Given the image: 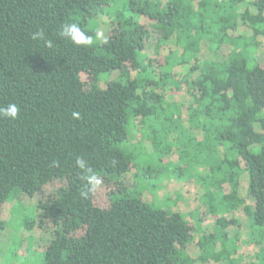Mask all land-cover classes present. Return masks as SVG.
<instances>
[{
    "label": "trees",
    "instance_id": "obj_1",
    "mask_svg": "<svg viewBox=\"0 0 264 264\" xmlns=\"http://www.w3.org/2000/svg\"><path fill=\"white\" fill-rule=\"evenodd\" d=\"M209 1L0 0V107L21 109L15 121L0 119V208L13 204L0 229L27 232L11 234L0 264H264V239L248 227L249 216L264 227V66L255 55L264 0H229L242 10L218 19L219 56L203 59L198 35ZM97 16L112 28L91 47L57 35L75 22L95 38ZM238 26L246 33L235 34ZM40 29L52 47L31 39ZM145 142L159 161L176 158L166 161L171 169L148 166L158 180L142 186L137 176L147 171L135 173L130 148ZM77 156L110 189L107 206L95 204ZM162 176L198 184L204 218L194 225L193 211L176 210L175 199L160 205ZM36 195L34 205L21 203ZM230 227L244 232L240 240ZM34 229L50 236L41 242ZM214 230L244 248H224Z\"/></svg>",
    "mask_w": 264,
    "mask_h": 264
},
{
    "label": "rangeland",
    "instance_id": "obj_2",
    "mask_svg": "<svg viewBox=\"0 0 264 264\" xmlns=\"http://www.w3.org/2000/svg\"><path fill=\"white\" fill-rule=\"evenodd\" d=\"M163 2L165 0H162ZM208 1V0H207ZM221 0H210L209 1V10L206 12V14L204 15V20H203V30L200 32V34L198 35L201 39V46H200V52H201V57L203 59H209L212 56L217 57L219 55H217V44H216V36L218 34V30L220 27V24L222 23L221 21H219L218 19L225 17V16H232L236 11H239L241 9L240 5L242 4V2L237 3L235 6H233L229 0H222L221 2H219ZM236 8V11L234 10ZM240 8V9H239ZM242 10V9H241ZM232 19V17H231ZM95 23L97 24V29H98V33L100 34V39L104 38L105 36H108L111 32V28L112 26H110V20L107 16H97L95 19ZM142 23H146L145 20H142ZM145 25V24H144ZM246 33V31L242 30L239 26L236 28L235 30V34H243ZM155 36L153 35V33L150 36L149 41L147 42L146 45V49H147V53L149 54V56H153L152 54H150L151 49L153 48V42L155 40ZM260 42V46L257 48L255 55L257 58H259V61L261 63L262 66H264V37H261L258 39ZM168 48H171L172 45H168ZM167 47H165V50L162 52H166V50L168 49ZM241 47H239L240 49ZM199 52V54H200ZM217 55V56H216ZM82 79L83 80H87V76L85 74L82 75ZM172 97L174 99H177L180 97V95L178 94H174L171 93ZM182 96V95H181ZM183 97V96H182ZM140 134L138 132L137 129H135L134 131V137L131 138V142L134 144H138L137 141L139 140ZM143 150L139 147V146H134L133 148H130L132 150V154L135 155L136 159V164H135V173L137 172H141L143 169H145L147 171V173L144 175V179H142L141 175L137 176L140 182V185L144 186L145 184L150 185L152 184L153 181L157 182L158 179H153V175H154V171H150L148 169V166H151L150 168L152 169H167L169 168V164L166 163L167 160H171L172 162L175 161V156L176 154H172L171 156L165 157L163 160L159 161L157 158L156 154H148L150 153L149 151L152 150L151 146L149 144H147L146 142L142 144ZM147 153H145V152ZM229 157H231V154L229 153ZM171 169V167L169 168ZM134 171V169L130 172V174ZM162 172V171H161ZM128 174L126 179H125V183H131V175ZM187 175V174H186ZM185 173H183V175L180 177L181 179L186 178ZM164 176H162L161 178V188L156 190V193L154 195V197L157 198L158 202L160 205H170L172 204V200L175 199L176 200V204H175V208L176 210H183V211H193V218L192 219V223L195 225V221H198V217L199 214L202 215V218H204L203 214H202V210L204 211L203 207H200V203L198 201L201 200L202 195L204 193V190L200 187L197 186L198 184L194 183L193 181H187V180H183V181H177L179 184H181V186H179L178 183H173L172 181H170V183H168V181L165 179L163 180ZM163 180V182H162ZM101 183L96 187L95 189V194H94V202L96 205L98 206H102L105 207L108 205L109 202V197H108V192H109V188L108 186L104 183V181L102 179H100ZM56 186V184L52 185L51 188H54ZM50 190V187H46L42 193V195H46ZM154 190V188H153ZM40 197H42L41 194H39ZM178 195V197H177ZM151 194H149L148 192H145L144 194V200L146 202H149L151 200ZM165 197V199L163 198ZM22 199L23 202H21L24 206L27 207V205H34V202L37 201V199L39 198L38 195H36V197L34 198H27V197H20ZM168 198V200H167ZM171 199V200H169ZM250 202V204H252L251 199L248 200ZM27 204V205H26ZM156 205H159L157 202L155 203ZM13 204L9 202H7L6 204H4L1 208H0V221L6 223L10 216L13 213L12 207ZM184 214V213H183ZM235 218H239V226L242 225V221L244 218V214L242 212L236 213V215H234ZM244 222H245V218H244ZM212 223V219H208L206 220V222H200V227L202 229H206V225H210ZM238 226V227H239ZM250 232L249 234L252 236V238L255 239H264V227L263 228H258L255 225H253V219L252 216L250 218L249 216V225H248ZM235 228L237 229V227H230L228 228L229 231H231L233 233V236L238 235V240L241 239V236L244 234L243 231H237L235 230ZM16 226H5L2 230L0 229V248L4 251L5 247L8 245L9 241L11 240V234L16 233ZM50 231V229H47L46 231H42L39 229H34L33 231V235L35 236V238H39L40 241L42 242L44 239H46V237H49L50 234H48V232ZM211 231V228L210 230ZM214 233L216 234L217 237H219L221 239V236L219 234V232L217 230H214ZM17 236L19 239H25V236L27 235L26 231H17ZM196 236V235H195ZM197 238H195L196 240ZM236 238H231V239H225L223 241V246L224 248H232L235 247L236 249L238 247L244 248V244L245 242L243 241L240 243H236L235 242ZM220 244V242L218 241V245ZM217 245V246H218ZM219 247V246H218ZM22 249H24V243L22 245ZM251 249V248H248ZM239 251V250H238ZM196 252V251H195ZM28 264H34L33 262H29ZM233 264H240V262L235 261V263Z\"/></svg>",
    "mask_w": 264,
    "mask_h": 264
},
{
    "label": "clouds",
    "instance_id": "obj_3",
    "mask_svg": "<svg viewBox=\"0 0 264 264\" xmlns=\"http://www.w3.org/2000/svg\"><path fill=\"white\" fill-rule=\"evenodd\" d=\"M57 35L64 40L70 41L74 46L82 47H91L96 40L100 39V34L97 33L95 38L92 35H89L84 31L77 23L75 22H66L61 25L60 30ZM32 40H43L46 42L48 47H52V41L46 39V33L40 29L31 34ZM107 43V41H104ZM21 109L15 103H9L6 107H0V119H7L10 121H15L19 117ZM72 118L74 120L81 119L79 112H73ZM75 165L79 168L83 175L82 179L86 182L85 187L88 191L94 190L100 183V179L95 174L94 170L88 166V162L81 156H77L75 159ZM53 166H58V162L54 161ZM81 195L85 198L87 197V191L81 192Z\"/></svg>",
    "mask_w": 264,
    "mask_h": 264
}]
</instances>
